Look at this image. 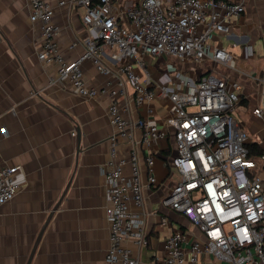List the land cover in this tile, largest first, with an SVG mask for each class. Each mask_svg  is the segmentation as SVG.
I'll return each mask as SVG.
<instances>
[{
	"label": "crops",
	"instance_id": "crops-1",
	"mask_svg": "<svg viewBox=\"0 0 264 264\" xmlns=\"http://www.w3.org/2000/svg\"><path fill=\"white\" fill-rule=\"evenodd\" d=\"M46 1L53 6V22L59 27V51L66 60H73L82 54L83 39L88 36L82 20L84 8L71 6L70 0L63 5ZM227 1L241 2L244 10L221 19L229 30L214 33L209 47L227 50L236 61L235 71L209 58L192 65L166 54H139L136 59L142 63L133 60L132 66L154 97L136 104L133 88L126 83L124 93L116 98L129 120L146 118L163 132L152 144L153 173L160 185L145 186L144 208L130 205L132 212L145 213L146 244L124 242L140 264L164 258V240L174 230L202 236L182 214L161 204L160 198L178 175L168 162L174 141L172 128L164 122L172 113V103L159 93V85L191 92L199 73L236 78L242 91L235 116L249 142H258L264 153V114L253 112L264 107V0ZM40 46L39 24L29 19L28 0H0V167H19L13 178L19 189L12 200L0 205V264H26L45 223L29 264H105L109 232L102 168L109 159L108 138L114 130L108 116L111 98L105 94L83 98L67 82L51 80V71L37 57ZM102 51L105 64L117 63L110 57L113 49L103 45ZM81 69L91 87L116 86V76L99 72L91 59L83 60ZM135 136H140L139 128ZM144 152L139 147L145 184ZM256 171L264 172V165ZM181 264L230 263L201 253L196 262Z\"/></svg>",
	"mask_w": 264,
	"mask_h": 264
},
{
	"label": "built area",
	"instance_id": "built-area-1",
	"mask_svg": "<svg viewBox=\"0 0 264 264\" xmlns=\"http://www.w3.org/2000/svg\"><path fill=\"white\" fill-rule=\"evenodd\" d=\"M69 2L84 8L82 20L88 36L83 39L82 54L66 60L56 41L59 27L53 22V6L46 0H28L29 19L39 24L41 46L37 57L51 71V80L67 82L77 95L93 98L105 94L111 98L108 116L114 130L108 138L109 159L102 168L109 232L104 262L140 264L124 242L130 239L138 246L146 244L145 213L132 212L130 205L144 208L145 186L160 185L153 173L152 144L162 138L163 132L146 118L129 120L123 114L126 108L116 98L122 96L126 83L133 88L136 104L154 97L153 90L140 83L132 66L139 54H166L192 65L209 58L235 71L234 57L217 46L211 50L209 42L214 33L228 32L229 25L221 19L242 13L243 4L227 0ZM64 3L57 0L58 5ZM103 45L114 50L110 57L117 63L103 62ZM85 59H91L99 72L115 75L116 86H89L81 69ZM194 78L191 92L158 87L172 103V113L164 122L172 128L174 141L168 162L178 175L160 200L182 214L202 236L174 230L164 240L165 257L148 264L196 262L201 253L230 264H264V172L255 171L264 165V153L257 158L249 156V136L235 116L242 85L228 75L199 73ZM253 112L261 116L264 107L254 108ZM135 128L140 129L138 138ZM1 129L6 133L5 128ZM141 146L147 168L145 184L140 168ZM18 170V166L0 167V205L17 193L19 187L13 178Z\"/></svg>",
	"mask_w": 264,
	"mask_h": 264
},
{
	"label": "trees",
	"instance_id": "trees-1",
	"mask_svg": "<svg viewBox=\"0 0 264 264\" xmlns=\"http://www.w3.org/2000/svg\"><path fill=\"white\" fill-rule=\"evenodd\" d=\"M246 147L248 149L249 152V156L251 158H257L258 156L261 155L262 153V147L260 146V144L256 141L253 142H248L246 144ZM256 171V170H255ZM257 172V171H256ZM255 172H251V175L254 174Z\"/></svg>",
	"mask_w": 264,
	"mask_h": 264
},
{
	"label": "water",
	"instance_id": "water-1",
	"mask_svg": "<svg viewBox=\"0 0 264 264\" xmlns=\"http://www.w3.org/2000/svg\"><path fill=\"white\" fill-rule=\"evenodd\" d=\"M76 136H77V148L79 149V139H80V136H79V133H78V132H76ZM45 225H46V223L44 224V226L42 227V229L40 230V232H39V234H38V236H37V238H36L35 244H34V246H33V248H32L31 254H30V256H29L28 261H27L26 264H29V262H30V260H31V257H32V254H33V251H34V249H35V246H36V244H37V241L39 240V237L41 236V233H42L43 229L45 228Z\"/></svg>",
	"mask_w": 264,
	"mask_h": 264
},
{
	"label": "rangeland",
	"instance_id": "rangeland-1",
	"mask_svg": "<svg viewBox=\"0 0 264 264\" xmlns=\"http://www.w3.org/2000/svg\"><path fill=\"white\" fill-rule=\"evenodd\" d=\"M244 128V127H243ZM245 130V129H244ZM174 169V168H173ZM174 172H176L175 170H174Z\"/></svg>",
	"mask_w": 264,
	"mask_h": 264
}]
</instances>
